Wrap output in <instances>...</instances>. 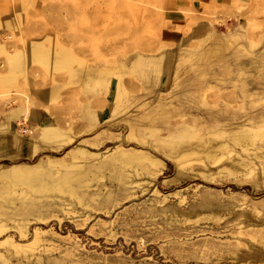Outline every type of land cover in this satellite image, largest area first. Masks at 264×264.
<instances>
[{
    "label": "rangeland",
    "instance_id": "374dc122",
    "mask_svg": "<svg viewBox=\"0 0 264 264\" xmlns=\"http://www.w3.org/2000/svg\"><path fill=\"white\" fill-rule=\"evenodd\" d=\"M202 1L1 0L0 264H264V162L220 171L264 143V0Z\"/></svg>",
    "mask_w": 264,
    "mask_h": 264
},
{
    "label": "bare ground",
    "instance_id": "6f19581e",
    "mask_svg": "<svg viewBox=\"0 0 264 264\" xmlns=\"http://www.w3.org/2000/svg\"><path fill=\"white\" fill-rule=\"evenodd\" d=\"M1 48L2 47L0 46V49ZM34 54H35L36 58H42V57L44 58L45 56L47 58V53L41 49L40 50L37 49L34 52ZM56 62L58 63V66L62 67V66H65L67 64V62H69V60L67 59L66 54H64V56L62 58L58 57ZM258 132L259 131H257L256 127H252L249 125H244V126L238 127V128L237 127L231 128L229 130L228 134L231 136L230 138H232L233 142H235L234 144L240 145L241 150L239 152H236V158L233 159V163L225 165L220 170L221 172L223 171L224 173L226 172L229 175L238 176L239 174L243 173L242 168L248 167L250 164H252L255 161V159H258V160H261V162H264V150L262 149L264 146V143H262L261 145L259 144L257 146L255 145L256 143H254L255 137L258 135ZM206 143H207V141L205 139V136H200L197 139L195 138V140H193V139L189 140L186 143V145H184L185 147L188 148L187 151L181 152L180 154H175L177 152L174 151L173 149H168V150L163 149V153L170 155L172 157L171 159H173L174 156L178 157V155H180L179 158L182 159L183 156H186L189 153L188 151H190L191 153L192 152H194V153L198 152L197 155L199 153L204 154L208 160H214V159L216 160V152L219 150L227 149L229 146V142L217 143L211 147H207ZM201 147H203V148L207 147V148H206V150H202ZM259 149H262L263 151L260 152ZM191 150H193V151H191ZM177 160H179V159H177ZM177 162L178 161H176V163ZM262 167H263L262 173L264 175V166H262ZM252 172H253V169H250L249 173L251 174ZM245 177H247V175ZM245 177L242 176V179H244ZM166 179H169V178H166Z\"/></svg>",
    "mask_w": 264,
    "mask_h": 264
},
{
    "label": "crops",
    "instance_id": "0c3cea01",
    "mask_svg": "<svg viewBox=\"0 0 264 264\" xmlns=\"http://www.w3.org/2000/svg\"><path fill=\"white\" fill-rule=\"evenodd\" d=\"M0 2H1V0H0ZM216 2L229 4L230 2H232V0H203L201 5L199 3L198 8H201V9L206 11V8H208L213 3H216ZM0 11H2L1 8H0ZM170 15L172 16L171 19L173 21H183L184 19L185 20L187 19L186 17H183L182 10H180V9L172 10V13ZM1 17L6 18V16H4V15H1ZM200 25L201 24L196 23L193 26V29H191V31L189 30V32H188L189 36L192 39H194V40L200 39L203 36V34H204V32H203L204 28L202 26L199 27ZM51 29L52 30L47 33L46 38L49 39V42L51 43L52 47L55 48L54 51H52V53H53V55H52V60H53L52 65H54V64L58 65L56 60L58 59V57L62 58L64 56V54H66V57H67V59L70 62L71 59L72 60L74 59V57L72 55V52L69 53L68 51H65L63 49L59 50L60 47L62 46L61 37H60L61 33L59 32L60 30L53 29V28H51ZM38 47H40V48H38ZM37 49L40 50L41 46H33L30 49V52H29V56H31L30 60L31 59L32 60L33 59H41V58H36L35 57L34 52ZM69 62H67V63L69 64ZM28 110H29V108H28ZM106 111H105V113H106ZM23 113L24 112H19V111L14 113V115L18 114V115H15L14 118H18L19 116H22ZM51 119H52V117L46 111L35 110V109L29 110L28 115L25 118L26 123L28 125H31V126H46L44 128V132H43L44 137H49V135L52 134V133H53V135L54 134L56 135V133H57L54 126H49V125H51L50 124L51 123Z\"/></svg>",
    "mask_w": 264,
    "mask_h": 264
}]
</instances>
